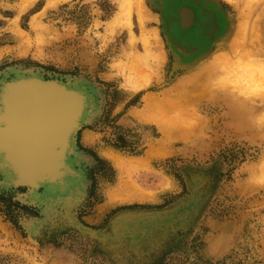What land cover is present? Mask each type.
<instances>
[{
	"label": "rangeland",
	"instance_id": "rangeland-1",
	"mask_svg": "<svg viewBox=\"0 0 264 264\" xmlns=\"http://www.w3.org/2000/svg\"><path fill=\"white\" fill-rule=\"evenodd\" d=\"M186 1L0 0V89L91 94L66 200L0 169V264H264V0Z\"/></svg>",
	"mask_w": 264,
	"mask_h": 264
},
{
	"label": "bare ground",
	"instance_id": "bare-ground-1",
	"mask_svg": "<svg viewBox=\"0 0 264 264\" xmlns=\"http://www.w3.org/2000/svg\"><path fill=\"white\" fill-rule=\"evenodd\" d=\"M174 6L177 28L191 32L200 19L197 8L186 0H174ZM233 32L239 42L242 31L241 35L238 29ZM205 75L194 76L189 90L199 89L198 79ZM90 101L91 94L85 88L46 81L36 74L20 75L4 84L0 89V169L6 179L11 184L30 183L34 187L46 184L55 199L66 200L71 183L84 182L74 165V136L89 118Z\"/></svg>",
	"mask_w": 264,
	"mask_h": 264
},
{
	"label": "water",
	"instance_id": "water-1",
	"mask_svg": "<svg viewBox=\"0 0 264 264\" xmlns=\"http://www.w3.org/2000/svg\"><path fill=\"white\" fill-rule=\"evenodd\" d=\"M25 77H28V76H25ZM46 81H50V80H46ZM51 81H55V80H51ZM62 83H64V82H62ZM64 84H66V83H64ZM67 85H69V84H67ZM69 86H71V85H69ZM81 124V123H80ZM79 124V125H80ZM79 125H78V127H79ZM37 186H38V184H36Z\"/></svg>",
	"mask_w": 264,
	"mask_h": 264
},
{
	"label": "crops",
	"instance_id": "crops-1",
	"mask_svg": "<svg viewBox=\"0 0 264 264\" xmlns=\"http://www.w3.org/2000/svg\"><path fill=\"white\" fill-rule=\"evenodd\" d=\"M236 29H239V26H238V27H236Z\"/></svg>",
	"mask_w": 264,
	"mask_h": 264
}]
</instances>
